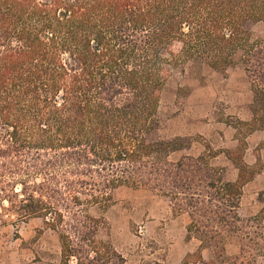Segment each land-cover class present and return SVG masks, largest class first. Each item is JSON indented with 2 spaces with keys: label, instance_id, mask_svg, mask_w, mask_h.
I'll use <instances>...</instances> for the list:
<instances>
[{
  "label": "trees",
  "instance_id": "obj_1",
  "mask_svg": "<svg viewBox=\"0 0 264 264\" xmlns=\"http://www.w3.org/2000/svg\"><path fill=\"white\" fill-rule=\"evenodd\" d=\"M257 24L264 0H0L1 214L15 229L39 221L58 241V264H125L98 239L106 223L91 210L107 211L121 189L145 190L187 216L198 248L183 264H264V227L239 216L259 174L245 144L223 152L236 170L229 181L208 146L176 157L191 140L156 136L171 70L187 64L221 75L242 67V125L264 133ZM257 203L263 213L264 192Z\"/></svg>",
  "mask_w": 264,
  "mask_h": 264
},
{
  "label": "rangeland",
  "instance_id": "obj_2",
  "mask_svg": "<svg viewBox=\"0 0 264 264\" xmlns=\"http://www.w3.org/2000/svg\"><path fill=\"white\" fill-rule=\"evenodd\" d=\"M250 29L254 39H264L263 25ZM250 102L249 83L240 66L225 75L206 67L191 69L190 64L178 67L171 70L161 96L156 136L191 140L190 149L176 157L198 155L208 146L218 153L214 164L226 170L229 181L235 180L236 170L223 152L235 149L241 140L246 146L244 162L259 174L243 188L239 216L260 221L264 227L263 207L257 203L258 194L264 192V133L248 134L242 125L250 119ZM91 214L106 223L98 239L108 241L125 264H183L185 256L198 248L195 240L186 237L187 216L175 217L165 199L145 190L121 189L107 211L93 209ZM15 223V218L0 212V264H58L60 250L53 234L44 232L37 220L17 229ZM227 250L236 252L234 245ZM202 258L208 261L209 253L203 251Z\"/></svg>",
  "mask_w": 264,
  "mask_h": 264
},
{
  "label": "crops",
  "instance_id": "obj_3",
  "mask_svg": "<svg viewBox=\"0 0 264 264\" xmlns=\"http://www.w3.org/2000/svg\"><path fill=\"white\" fill-rule=\"evenodd\" d=\"M248 121H250V119H249ZM248 121H247V122H248ZM253 133H254V132H253ZM253 133H252V134H253ZM216 158H217V157H216ZM216 158H215V159H216Z\"/></svg>",
  "mask_w": 264,
  "mask_h": 264
}]
</instances>
